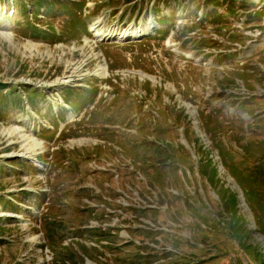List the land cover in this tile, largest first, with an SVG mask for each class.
<instances>
[{"label":"rangeland","instance_id":"rangeland-1","mask_svg":"<svg viewBox=\"0 0 264 264\" xmlns=\"http://www.w3.org/2000/svg\"><path fill=\"white\" fill-rule=\"evenodd\" d=\"M256 233L264 0H0V264H259Z\"/></svg>","mask_w":264,"mask_h":264},{"label":"bare ground","instance_id":"bare-ground-1","mask_svg":"<svg viewBox=\"0 0 264 264\" xmlns=\"http://www.w3.org/2000/svg\"><path fill=\"white\" fill-rule=\"evenodd\" d=\"M134 33H133V31L132 30H130V31H127V32H125V33H123V34H119V40L120 39H122V37L123 36H126V35H130V36H132ZM101 70L103 71L104 70V68H101ZM182 143H184V141H182ZM185 144V143H184ZM97 227H100V226H97Z\"/></svg>","mask_w":264,"mask_h":264},{"label":"built area","instance_id":"built-area-1","mask_svg":"<svg viewBox=\"0 0 264 264\" xmlns=\"http://www.w3.org/2000/svg\"><path fill=\"white\" fill-rule=\"evenodd\" d=\"M214 158H216V157H214ZM216 159H217V158H216ZM219 169L222 170V171H219L220 174L223 173V169H221L220 167H219ZM255 236H256V239H257L258 241H260V242H262V243L264 244V237H263L262 235L256 233Z\"/></svg>","mask_w":264,"mask_h":264},{"label":"trees","instance_id":"trees-1","mask_svg":"<svg viewBox=\"0 0 264 264\" xmlns=\"http://www.w3.org/2000/svg\"><path fill=\"white\" fill-rule=\"evenodd\" d=\"M259 264H264V261H262L261 263H259Z\"/></svg>","mask_w":264,"mask_h":264}]
</instances>
